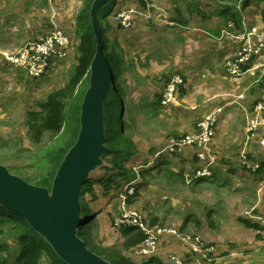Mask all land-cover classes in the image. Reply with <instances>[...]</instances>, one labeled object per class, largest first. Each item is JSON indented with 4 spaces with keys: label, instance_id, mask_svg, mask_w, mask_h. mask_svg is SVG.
Returning a JSON list of instances; mask_svg holds the SVG:
<instances>
[{
    "label": "rangeland",
    "instance_id": "rangeland-1",
    "mask_svg": "<svg viewBox=\"0 0 264 264\" xmlns=\"http://www.w3.org/2000/svg\"><path fill=\"white\" fill-rule=\"evenodd\" d=\"M245 1L110 0L100 11L103 26L110 28L108 38L113 46L120 45L118 52L124 58L123 69L126 67L129 71L125 79L122 77L121 91L115 93L116 98L122 102L126 122L132 118L139 120L136 134L138 142L146 148L169 150L173 142L182 137L197 136L203 120L215 113L206 116L213 110L206 95L217 93L219 83L217 76H209L203 69V57L207 56L203 42L206 34L194 30H204L206 17L221 8H236L246 22V12L256 15L257 9L243 7ZM88 2L0 0V168L28 187L45 192L49 198L53 187L40 185L47 173L42 158L55 142L51 134L32 132L30 123L36 124L40 118V104L46 102L49 94L69 84L78 56L76 18ZM120 14H127V21L120 19ZM185 28L193 30L190 40L183 36L187 32ZM254 28L261 31L258 27H250L248 31ZM217 31L220 32L216 29L212 34L218 35ZM9 57L19 61L13 63ZM261 58L260 64L264 66V53ZM257 68L263 70V77L264 67ZM245 75L231 77L245 80ZM176 76L183 80L178 99L186 103L191 122L186 120V124L180 117L175 118L174 106L160 112L156 118L145 119L140 114L143 103L132 101V88L151 93L162 86L161 98L167 84ZM255 79L256 84L262 83L260 76ZM90 86L89 75L76 89L74 96L82 100L81 105ZM112 88L109 97L113 94ZM244 93V103L249 104L253 97L249 98L248 90ZM250 120L238 105L227 107L222 118L217 115L209 144L214 161L210 176L198 177L195 172L187 175L186 181L173 182L157 173L145 176L135 166L128 167L131 175L136 172L137 183L132 184L135 188L136 184L141 185L139 195L131 199V204L127 201L124 205L121 195L126 192V180L121 189L104 191L109 194L104 197L107 209L100 217L96 216L97 223L88 228V236L98 242L103 253L107 252V259L115 264L122 260L138 264V257L162 256L168 264H174L173 258L193 260L196 264H264V182H255L248 173L242 174L244 169L261 167L256 160L264 157L259 137L253 138L254 131L247 132ZM175 135L178 138H174ZM68 136L62 134V141ZM201 150L197 144H191L176 147L173 154L181 162L192 155L195 157ZM105 155L101 162L112 166ZM232 167L244 169L234 174ZM92 174L100 177L105 171L101 168ZM97 190L103 192L100 188ZM85 201L97 204L93 203L91 193L86 194ZM123 208L137 210L147 228L174 230L176 235L163 234L156 251L142 255L147 234L139 229L129 239L123 238L120 232L123 226L116 224ZM82 211L86 214L83 219L92 217L86 204ZM140 234L145 239L139 246ZM195 243L202 248H213L210 262L193 251ZM41 264L49 262L44 258Z\"/></svg>",
    "mask_w": 264,
    "mask_h": 264
},
{
    "label": "trees",
    "instance_id": "trees-1",
    "mask_svg": "<svg viewBox=\"0 0 264 264\" xmlns=\"http://www.w3.org/2000/svg\"><path fill=\"white\" fill-rule=\"evenodd\" d=\"M94 1L89 0L76 18L78 56L76 64L70 72L69 84L49 94L46 102L40 104L41 112L38 115L40 118L37 119L36 124L30 123L32 132L36 135L38 133L39 135L42 133L51 134L55 142L54 146L42 158L47 173L46 177L41 180L40 185L45 187H53L54 180L69 151L75 146L81 130L82 100L74 96V94L80 84L88 79L97 54V37L94 34L90 16ZM111 7L109 11H111ZM220 15L232 21L235 25L242 24L243 19L234 8H226L220 12ZM100 18L99 15L98 20L104 42V54L113 72V94L110 97L108 95L109 99L104 105L105 146L110 150L104 158L109 159L113 164L112 166L105 164L102 167L105 171L102 176L87 180L82 187V200L83 205H85V195L88 193L94 194L96 185L102 186L106 191L115 188L121 189L122 182L126 180L125 184L134 189L133 195L126 194L128 196V204H131V199L139 195V187L141 185L136 184V188L134 187V184L137 183L135 182L136 176H134L136 172L131 175L128 167L134 168L135 166L136 170L145 176L151 175L156 171L158 175L163 176L168 181L178 182L186 180L183 172L177 173L170 168H163L162 164L159 163L156 166L150 163V166H148L146 163L132 162L130 161L131 156L124 152L125 141L122 139L124 127H126V121L122 114L124 108L120 98H116L115 95L116 92L121 91L122 87L124 58L118 52V49H121L120 45L115 43L113 46L111 44L108 38L110 28L103 26ZM114 107H116L115 112ZM114 116L116 117L114 118ZM64 133L69 136L62 141L61 135ZM261 169L262 166L257 169L250 168L249 172H261ZM200 180L204 181L207 179L201 178ZM122 193L125 192L123 191ZM93 217L94 215L92 214L90 219H83V226L79 229V237L84 240L88 247L90 244L88 228L95 224L94 220H92ZM85 227H87V230L83 231ZM121 230L125 235H130L137 231L136 229L123 230V228ZM143 239H145V236L140 234V242ZM10 240L14 243L10 244ZM44 258L48 260L49 264H68L55 253L50 243L25 218L11 213L0 204V264H41ZM153 262L155 261L152 259L148 264ZM110 263L115 264L114 262ZM157 263L160 264L158 261ZM120 264L132 263L122 260Z\"/></svg>",
    "mask_w": 264,
    "mask_h": 264
},
{
    "label": "water",
    "instance_id": "water-1",
    "mask_svg": "<svg viewBox=\"0 0 264 264\" xmlns=\"http://www.w3.org/2000/svg\"><path fill=\"white\" fill-rule=\"evenodd\" d=\"M110 0H95L90 11L97 37V54L90 71L91 86L81 105V130L53 183V195L28 187L0 168V204L25 218L68 264H111L89 250L79 237L83 226L82 187L89 173L101 166L105 146L104 105L112 88L113 72L104 54L98 16Z\"/></svg>",
    "mask_w": 264,
    "mask_h": 264
},
{
    "label": "crops",
    "instance_id": "crops-1",
    "mask_svg": "<svg viewBox=\"0 0 264 264\" xmlns=\"http://www.w3.org/2000/svg\"><path fill=\"white\" fill-rule=\"evenodd\" d=\"M243 7H247L248 10L252 7L253 9L256 8L257 12H255L256 15H253L254 13H248L246 12V22L242 20L241 25H235L232 21L229 19L223 17L220 15V12L224 11L226 8L219 9L214 15L210 17H206L207 22L204 23L205 29H195V32H201L206 34V38H203V42L206 45V55L203 58L205 60L203 61V69L207 70V73L209 76H217V82L219 84H216V90L217 93L214 94H207L206 97L210 100V103L212 105V111H210L207 115L210 113L216 112L220 110V118L223 117L224 111L227 107L238 105L242 108V113H244L246 119H248L249 122V128L250 125L254 121H258L259 125L254 130L248 129L247 132L254 131L255 134H253V138L259 137V145L264 147L263 145V139H264V86L262 83L256 84L255 76L262 77V69H258L257 67L260 65V68H263L264 66L260 64V61L263 59L262 54L259 57H256L252 64L250 65L249 72L245 75V80H240L236 78H232L226 69V63L228 60L232 59L241 46L243 45L242 41V35L243 33L250 27H258L260 29V32H264V0H246ZM235 11H237L236 8H234ZM205 15V13H204ZM206 16V15H205ZM174 24V23H173ZM174 26V25H173ZM159 31L163 28H158ZM187 29V32L183 33V36L185 39H189L190 33L193 31L192 28H185ZM220 30L218 35H213L214 30ZM209 32V33H207ZM190 40V39H189ZM160 47V46H159ZM160 49V48H159ZM156 49V50H159ZM264 53V52H263ZM125 67L123 69V75L124 79L126 77V74L129 72L128 69ZM247 79V80H246ZM144 85H149V83L142 82ZM158 90H154V92L148 93L146 90H139V88L134 87L132 88V101L134 102H141L143 103V109L140 111L141 115L145 119H149V116L152 118H156L159 116L160 112H164L165 110L162 109L161 105V98L160 95L162 89V86H158ZM166 88V87H165ZM208 88V87H207ZM212 88L208 89L211 90ZM240 89V90H239ZM244 89V90H243ZM165 90V89H164ZM243 90V92L241 91ZM246 90L249 91L248 96L249 98L253 97V101L249 104H245L244 100L246 97V94L244 93ZM205 96V95H204ZM249 105V107H247ZM172 106H174V112L175 118L180 117L181 121L184 120L186 123V120L188 122H191V112L186 107V103L183 101V99H178ZM171 106V107H172ZM170 107V108H171ZM260 107V108H259ZM142 108V107H141ZM140 123L139 120H134L132 118L130 122H126V127H124V133L122 135V139L125 141L124 144V152L127 155H130V161L132 162H138L141 164L146 163L148 166L149 164L156 165L157 163L162 164L163 168H170L174 172H183L185 176V180L187 179V175L194 174L196 171L197 161H196V155L195 157L192 155L191 157L187 158V160H182L181 162L179 159L173 154L174 150H168L165 153L161 154V151L157 150L154 147H145L141 142H138V135L136 134L138 127L136 124ZM187 124V123H186ZM175 124V129H176ZM174 138H178V135H175ZM188 149V148H185ZM194 157V158H193ZM261 159L258 162L260 166H262L261 172H249L245 170L243 167L240 168H230L231 172L234 174H239L242 169H244L245 172H242L243 175H246L244 173H248L247 175L251 178H255V182H264V157L258 158ZM160 161V162H159ZM103 163L101 166H97L94 168L88 175V179L96 178L98 176L92 174V172L98 171V169H101L103 167ZM224 167L228 168L225 164H223ZM222 165V166H223ZM100 167V168H98ZM156 171H154L155 173ZM152 173L151 175H153ZM157 173V172H156ZM241 174V175H242ZM150 176V175H146ZM87 179V180H88ZM97 188H100L103 192H98ZM114 190V189H112ZM110 190V191H112ZM94 194H92V201L93 203H97L95 205L89 204L86 201L84 203L87 204L89 209L91 210L92 214L94 215L93 219L95 224L97 223V220L99 218H96V216H99L107 209V201L104 199L107 195L106 190L100 185H96L94 188ZM86 196V195H85ZM81 200H82V193H81ZM83 206V200L81 201ZM130 230V229H136L137 228H131V227H123V230ZM122 233V230L120 231ZM123 235L124 239L131 237L130 235ZM89 250L98 255L99 257L103 258L106 261L108 260L107 252H102V250L98 247V242L91 239L89 237ZM142 244H139V246ZM154 260L155 262L151 264H168L167 260L164 259L162 256H154V257H146L141 258L138 257V264H148L150 260ZM133 261V260H132ZM113 262V261H111ZM134 262V261H133ZM132 264H137L133 263Z\"/></svg>",
    "mask_w": 264,
    "mask_h": 264
},
{
    "label": "built area",
    "instance_id": "built-area-1",
    "mask_svg": "<svg viewBox=\"0 0 264 264\" xmlns=\"http://www.w3.org/2000/svg\"><path fill=\"white\" fill-rule=\"evenodd\" d=\"M120 19H125L127 21V14H120ZM243 45L237 52V54L226 63V68L230 76L240 77L249 72L250 65L256 57L261 56L264 52V32H258L256 28L245 31L242 35ZM260 58V57H259ZM11 62L16 63L19 60L14 58H8ZM264 76V75H263ZM264 85V78L262 79ZM183 84V80L176 76L167 84L165 91L162 95L161 105L163 110L169 109L177 100L180 93V88ZM260 108V107H259ZM220 113V110L215 113L207 116L203 122L200 124V132L195 137L187 136L186 138L182 137L180 140L173 142L169 150H175L176 147L181 148V146L197 144L202 150L196 153L198 164L196 166V173L198 177L210 176L212 174L210 168L213 165L214 161L211 159L210 155V137L213 132V127L217 122V115ZM259 122L255 121L250 130L258 127ZM264 144V139L263 142ZM168 151L164 149L161 151V154ZM125 193H123L122 199L123 203L127 204L128 196L125 194L133 195L134 190L129 185L125 188ZM131 210V209H130ZM117 226L121 227H131L142 230L147 234V238L144 243V248L140 252L142 255L148 256L150 253L156 251L157 243L160 237L163 234L176 235L174 230H153L145 226L141 214L137 210L128 211L126 208H123V213L120 216V219L117 221ZM193 251L200 253L204 260L210 262V255L213 252V248H202L199 244L192 245ZM174 264H196L193 260H184L180 258H173Z\"/></svg>",
    "mask_w": 264,
    "mask_h": 264
},
{
    "label": "bare ground",
    "instance_id": "bare-ground-1",
    "mask_svg": "<svg viewBox=\"0 0 264 264\" xmlns=\"http://www.w3.org/2000/svg\"><path fill=\"white\" fill-rule=\"evenodd\" d=\"M82 223H83V221H82ZM76 232H77V234H78L79 230H78V231H76Z\"/></svg>",
    "mask_w": 264,
    "mask_h": 264
}]
</instances>
